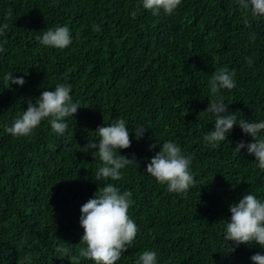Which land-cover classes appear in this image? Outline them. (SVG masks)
I'll use <instances>...</instances> for the list:
<instances>
[{
  "label": "trees",
  "instance_id": "1",
  "mask_svg": "<svg viewBox=\"0 0 264 264\" xmlns=\"http://www.w3.org/2000/svg\"><path fill=\"white\" fill-rule=\"evenodd\" d=\"M139 5L0 0V26L9 25L0 35V264H75L71 258L85 247L80 208L108 183L132 193L129 216L138 227L117 264H136L146 250L157 253V264H252L253 255H264L258 245L236 247L224 239L230 205L243 194L264 201V170L246 148L233 150L251 137L237 125L226 141L208 145L204 136L215 116L203 112L215 98L211 75L228 67L236 87L221 92L227 111L238 120L264 121V17L249 15L246 24L237 0H181L172 15L158 16ZM65 25L69 47L37 40ZM6 74L23 77L24 85H9ZM58 83L71 86L80 106L65 118L63 135L47 119L26 137L4 131ZM117 118L126 121L132 141L119 154L134 155L137 164L122 169L118 181H96L102 161L81 148L98 143L97 128ZM137 126L145 127L140 139ZM167 141L192 158L195 187L187 194L170 193L145 171ZM79 264L93 262L80 258Z\"/></svg>",
  "mask_w": 264,
  "mask_h": 264
},
{
  "label": "clouds",
  "instance_id": "2",
  "mask_svg": "<svg viewBox=\"0 0 264 264\" xmlns=\"http://www.w3.org/2000/svg\"><path fill=\"white\" fill-rule=\"evenodd\" d=\"M237 3L247 17H264V0H237ZM181 0H140V7L150 11L153 16L161 13L172 15L180 6ZM136 17V12L131 13ZM11 17V12L8 14ZM9 25L0 26V35H3ZM97 30H99L97 26ZM254 40V34L250 37ZM41 45L63 50L72 44V33L67 25L48 29L37 37ZM5 49L0 46V52ZM249 66L251 58L247 60ZM235 72L228 67L215 71L210 78V92L214 99L208 103L203 112L212 113L215 116L214 129L205 134L204 140L212 147L226 141L227 136L234 126H239L243 134L251 137V143L243 140L233 149L239 153L241 149H247L249 155L255 157L259 169L264 170V121L249 122L246 119H237V116L227 111V105L221 95L222 90H232L236 87ZM9 85L23 86V77L13 79L12 74L4 76ZM71 86L62 83L56 84L54 90L42 91L40 97L33 103L29 102L27 110L14 121L11 126L5 125L4 131L14 138L31 135L45 119L50 123L51 129L58 135H63L68 130L66 117L73 118L80 109L79 102H73ZM145 127L137 126L134 133L140 139ZM99 141L88 142L83 148L85 153L95 150L102 166L96 172V181H118L122 178L121 170L130 164H137L135 156L131 159L119 154V150L128 149L131 146L128 126L123 118L103 127H98L95 132ZM157 145H150V149ZM191 156H186L181 148L174 142L167 141L159 144V151L146 165L145 171L155 181L166 186L170 193L178 195L187 194L190 188L195 187L193 174L190 170ZM97 193V192H96ZM94 194L80 208L79 225L83 229L80 240L85 247L79 251V256L71 259L79 264L80 258L93 262V264H117L124 253L132 245L138 227L129 216L132 193L120 189L112 183L103 186L99 194ZM230 222H226L225 241H231L236 247L240 245H258L264 249V201L253 194H243L238 203L229 206ZM235 251V248L231 249ZM63 251H67L64 249ZM252 264H264V255L256 253L251 258ZM136 264H157V253L152 250L144 251L136 261Z\"/></svg>",
  "mask_w": 264,
  "mask_h": 264
}]
</instances>
